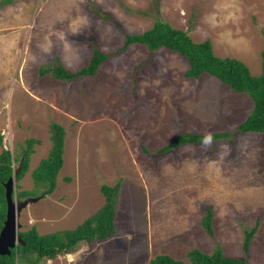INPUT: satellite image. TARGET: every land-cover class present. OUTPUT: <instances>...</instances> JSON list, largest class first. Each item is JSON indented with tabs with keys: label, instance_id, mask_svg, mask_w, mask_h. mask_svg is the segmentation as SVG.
Wrapping results in <instances>:
<instances>
[{
	"label": "rangeland",
	"instance_id": "rangeland-1",
	"mask_svg": "<svg viewBox=\"0 0 264 264\" xmlns=\"http://www.w3.org/2000/svg\"><path fill=\"white\" fill-rule=\"evenodd\" d=\"M158 21L209 40L217 57L253 76L264 72V0H0V154L20 157L27 140L38 141L26 175L14 179L17 200L24 191L23 200L37 199L21 211L19 231L73 230L102 207L103 185L120 186L113 237L39 264H150L157 255L192 264L189 252L217 246L264 264V134L237 131L253 103L208 75L185 78L188 62L173 51H121L127 35ZM94 47L110 57L93 77L39 74L60 64L77 73ZM52 123L65 130L63 165L46 195L49 183L38 187L31 174L50 153ZM215 133L229 136L160 152L181 135ZM207 208L213 237L202 225Z\"/></svg>",
	"mask_w": 264,
	"mask_h": 264
},
{
	"label": "trees",
	"instance_id": "trees-1",
	"mask_svg": "<svg viewBox=\"0 0 264 264\" xmlns=\"http://www.w3.org/2000/svg\"><path fill=\"white\" fill-rule=\"evenodd\" d=\"M135 44L146 47L149 53L167 49L184 57L189 65L184 74L187 79L198 80L201 76L208 75L228 86L233 92L246 94L253 103V109L238 126L237 131L242 134H264V72L259 76H253L241 61L228 57H217L209 40L195 43L186 32L173 28L167 22L158 21L152 29L140 35H127L121 51ZM261 56L264 59V49ZM109 57L108 54L94 47L88 66L77 73L67 71L63 65H56L41 69L39 74L42 77L50 75L55 80L62 82L73 81L79 77H93L98 73L100 67L109 60ZM49 131L50 153L47 159L42 160L31 174L36 186L39 187L41 186L40 183L44 182L49 183V187L46 186L47 189L43 193L46 195L51 194L56 187V177L63 165L62 155L65 137V130L59 124L52 123ZM228 136L227 133H215L209 136L181 135L160 152L164 153L185 144H199L210 140L224 139ZM35 143L38 141L27 140L25 150L20 157L14 158L9 150H2L0 154V230L3 227L6 214L4 184L14 174L15 162L19 163L20 172L14 179L18 182L24 178L29 169L31 147ZM100 190L105 200L104 204L82 224L73 230L48 235H39L36 227L24 232L19 231L18 235L25 245H18L14 250H11L10 256L0 257V263L16 264V258L21 256L22 260L29 258L30 264H39L43 259H54L59 254L75 251L80 243L92 244L113 237L116 234L115 217L120 186L108 187L103 185ZM27 196L29 193L24 191L18 193L17 198L22 201ZM212 217V210L207 208L202 219V225L210 237H213ZM255 230L253 229L245 235L243 243L245 254L249 251ZM187 256L192 264H248L245 260L225 256L219 246L210 255L195 250L189 252ZM150 264L185 263L168 255H157L150 261Z\"/></svg>",
	"mask_w": 264,
	"mask_h": 264
},
{
	"label": "water",
	"instance_id": "water-1",
	"mask_svg": "<svg viewBox=\"0 0 264 264\" xmlns=\"http://www.w3.org/2000/svg\"><path fill=\"white\" fill-rule=\"evenodd\" d=\"M20 172L18 167L12 177H10L4 184L5 188V201H6V214L3 222V227L0 230V257L10 256L11 250H14L18 245H25L20 236L18 235L20 224L18 218L21 211L27 207L31 202L37 199H25L19 201L14 193V178ZM1 264V263H0Z\"/></svg>",
	"mask_w": 264,
	"mask_h": 264
},
{
	"label": "crops",
	"instance_id": "crops-1",
	"mask_svg": "<svg viewBox=\"0 0 264 264\" xmlns=\"http://www.w3.org/2000/svg\"><path fill=\"white\" fill-rule=\"evenodd\" d=\"M43 47V46H42ZM11 49V48H10ZM44 49H46V47H44ZM23 61V60H22ZM22 61H21V63H22ZM21 63H20V65H21ZM61 65V64H60ZM45 76H47V77H51L50 75H45ZM45 76H43V77H45ZM52 78V77H51ZM52 80H55L54 78H52ZM55 81H57V82H59L58 80H55ZM61 82V81H60Z\"/></svg>",
	"mask_w": 264,
	"mask_h": 264
}]
</instances>
